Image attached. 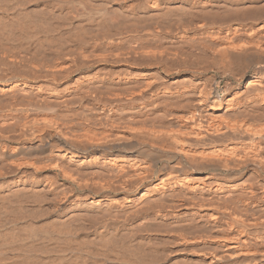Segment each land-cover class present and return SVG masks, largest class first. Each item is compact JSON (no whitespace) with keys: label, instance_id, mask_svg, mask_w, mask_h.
I'll return each instance as SVG.
<instances>
[{"label":"bare ground","instance_id":"bare-ground-1","mask_svg":"<svg viewBox=\"0 0 264 264\" xmlns=\"http://www.w3.org/2000/svg\"><path fill=\"white\" fill-rule=\"evenodd\" d=\"M0 264H264V0H0Z\"/></svg>","mask_w":264,"mask_h":264},{"label":"rangeland","instance_id":"rangeland-1","mask_svg":"<svg viewBox=\"0 0 264 264\" xmlns=\"http://www.w3.org/2000/svg\"><path fill=\"white\" fill-rule=\"evenodd\" d=\"M210 74H212V72H210ZM220 87H222V84L220 85Z\"/></svg>","mask_w":264,"mask_h":264}]
</instances>
